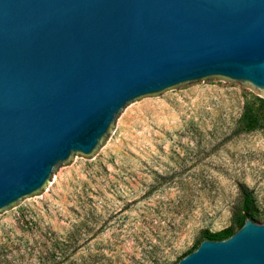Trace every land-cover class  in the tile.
Segmentation results:
<instances>
[{"label":"water","instance_id":"1","mask_svg":"<svg viewBox=\"0 0 264 264\" xmlns=\"http://www.w3.org/2000/svg\"><path fill=\"white\" fill-rule=\"evenodd\" d=\"M223 80L264 98V0H0V216L138 103ZM175 264H264V222Z\"/></svg>","mask_w":264,"mask_h":264},{"label":"rangeland","instance_id":"2","mask_svg":"<svg viewBox=\"0 0 264 264\" xmlns=\"http://www.w3.org/2000/svg\"><path fill=\"white\" fill-rule=\"evenodd\" d=\"M218 81L138 103L91 162L0 216V264H175L229 225L238 187L264 222V128L238 132L245 101Z\"/></svg>","mask_w":264,"mask_h":264},{"label":"trees","instance_id":"3","mask_svg":"<svg viewBox=\"0 0 264 264\" xmlns=\"http://www.w3.org/2000/svg\"><path fill=\"white\" fill-rule=\"evenodd\" d=\"M261 128H264V100L253 98L251 101H245L237 122L238 132H250ZM238 195L239 202L232 208L229 225L214 234L203 232L202 240L208 239L215 241L225 239L238 229L245 219L252 222L255 221L257 218V212L255 210L250 192H248L243 186H239ZM199 242H197L193 248L184 253L181 257L194 250Z\"/></svg>","mask_w":264,"mask_h":264}]
</instances>
